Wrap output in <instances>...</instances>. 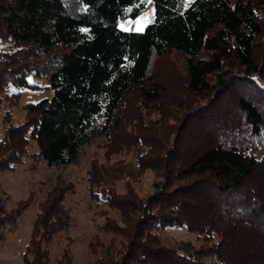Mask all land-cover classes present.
<instances>
[{
	"label": "trees",
	"instance_id": "1",
	"mask_svg": "<svg viewBox=\"0 0 264 264\" xmlns=\"http://www.w3.org/2000/svg\"><path fill=\"white\" fill-rule=\"evenodd\" d=\"M147 3L0 0V42L13 46L0 49V99L14 104L21 91L11 87H37L30 75L49 74L54 90L25 103L19 123L5 113L0 173L29 154L74 163L100 134L107 156L132 152L139 172L159 179L144 197L129 182L120 191L92 160L90 196L116 215L97 223L111 236L89 240L91 264H264V0H153L143 30L119 27ZM75 191L59 176L45 192L23 264L51 263L55 237L74 222L65 198ZM32 201L0 203V229ZM167 226L201 242L167 244ZM53 264H74L69 245Z\"/></svg>",
	"mask_w": 264,
	"mask_h": 264
},
{
	"label": "rangeland",
	"instance_id": "2",
	"mask_svg": "<svg viewBox=\"0 0 264 264\" xmlns=\"http://www.w3.org/2000/svg\"><path fill=\"white\" fill-rule=\"evenodd\" d=\"M186 1L188 4L189 0ZM154 15L155 9L152 0L151 3H147L145 10L137 18L120 20L119 27L129 31H141L154 19ZM12 47L10 42H0L1 50ZM178 64L182 67L180 59ZM28 79L37 87L19 89L11 87L10 92L21 91V96L14 104L4 95L0 99V133L6 126L4 115L7 111H11L13 122L19 123L25 117V103L46 97L50 98L53 95L54 90L49 85V74L41 77L30 75ZM155 115L153 116L155 117ZM101 121H103V115L98 116V123ZM105 143L106 138L95 133L92 141L83 146L79 159L74 163L50 165L46 160H37L29 154L14 169L0 173V203L3 204L6 211L16 207L20 200L33 196L29 207L15 221L7 222L3 227L1 226L0 231L5 238L0 239V264H23V253L30 238L33 221L38 211V203L59 176L66 181H73L76 185V191L68 193L65 198V204L71 207L74 222L68 230L59 232L55 237L50 247V264L54 263L56 257L62 255L67 245L70 246L74 254V264L92 263L95 255L89 249V240L95 233H98L105 242L111 236L110 233L100 230L97 223L103 222L105 215H116L115 209H111L107 205L97 206L96 200L90 196L87 176L92 160L96 159L104 165L107 174L106 183L115 186L120 191H125L129 182L144 197L152 192L154 182L159 179L158 172L154 170H147L141 174L132 152L123 151L107 156ZM35 151H38V146L35 141L31 140L29 152ZM160 234L163 241L170 245H176L180 241H191L196 245L201 242L196 233L179 226H167L160 230Z\"/></svg>",
	"mask_w": 264,
	"mask_h": 264
},
{
	"label": "snow or ice",
	"instance_id": "3",
	"mask_svg": "<svg viewBox=\"0 0 264 264\" xmlns=\"http://www.w3.org/2000/svg\"><path fill=\"white\" fill-rule=\"evenodd\" d=\"M147 2H148V3H151V2H152V0H147ZM190 2H191V0H189V3H190Z\"/></svg>",
	"mask_w": 264,
	"mask_h": 264
}]
</instances>
